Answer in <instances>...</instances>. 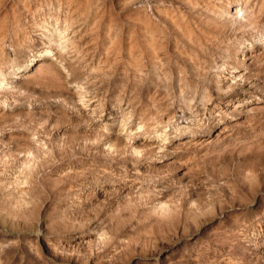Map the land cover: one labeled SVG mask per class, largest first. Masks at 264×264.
I'll return each mask as SVG.
<instances>
[{
  "label": "rangeland",
  "instance_id": "1",
  "mask_svg": "<svg viewBox=\"0 0 264 264\" xmlns=\"http://www.w3.org/2000/svg\"><path fill=\"white\" fill-rule=\"evenodd\" d=\"M0 264H264V0H0Z\"/></svg>",
  "mask_w": 264,
  "mask_h": 264
}]
</instances>
